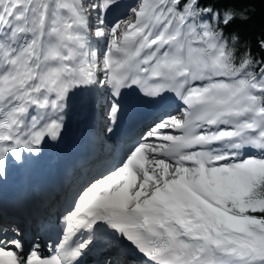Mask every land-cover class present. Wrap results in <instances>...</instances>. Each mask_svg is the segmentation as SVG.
<instances>
[{
    "label": "snow or ice",
    "instance_id": "snow-or-ice-1",
    "mask_svg": "<svg viewBox=\"0 0 264 264\" xmlns=\"http://www.w3.org/2000/svg\"><path fill=\"white\" fill-rule=\"evenodd\" d=\"M119 3L0 0V181L60 139L72 96L108 133L125 92L181 105L80 185L54 255L0 217V264H264V39L237 59L227 31L249 0H136L109 21Z\"/></svg>",
    "mask_w": 264,
    "mask_h": 264
},
{
    "label": "bare ground",
    "instance_id": "bare-ground-1",
    "mask_svg": "<svg viewBox=\"0 0 264 264\" xmlns=\"http://www.w3.org/2000/svg\"><path fill=\"white\" fill-rule=\"evenodd\" d=\"M127 10H129V7H121L116 10L115 16L126 13ZM97 108L100 112L101 117L103 118V121L106 119V109L103 104L97 103ZM101 123V122H100ZM102 126V123L100 124ZM99 131V130H98ZM177 134H179L177 132ZM139 138V137H138ZM99 139L101 141L102 147L98 152V157L94 160V162L90 163L89 165L83 167V169L78 170L73 177V180L69 181L67 183L68 191L67 194H74L76 190L79 188L77 186L78 184H82L85 181L89 180L90 176L93 175L92 173L96 172L99 174L100 172L104 171V169L108 166H110L113 163H116L127 151V143L124 142V145L121 148H117V146L112 143L110 147H108L107 141L105 140V137L103 135V132H99ZM153 143H159V141H150ZM122 155V156H121ZM97 174V175H98ZM96 176V175H95ZM58 213L57 208L53 209V211L48 214L47 216V222H51V224L54 222V216ZM41 220L39 216H36L35 214L28 215L21 224L24 231L23 234L30 233L35 227H39L41 225ZM52 237V234H50ZM49 237V236H48ZM49 237V238H51ZM37 243L39 244L40 249L42 248V239L34 238L29 244Z\"/></svg>",
    "mask_w": 264,
    "mask_h": 264
},
{
    "label": "trees",
    "instance_id": "trees-1",
    "mask_svg": "<svg viewBox=\"0 0 264 264\" xmlns=\"http://www.w3.org/2000/svg\"><path fill=\"white\" fill-rule=\"evenodd\" d=\"M249 2L253 9L251 18L247 21L237 20L227 30L229 33L239 35V43L235 45L237 59L243 55L246 42L254 55H261L258 41L264 39L262 35L264 33V2L262 0H249ZM236 7H241V5L237 4Z\"/></svg>",
    "mask_w": 264,
    "mask_h": 264
},
{
    "label": "rangeland",
    "instance_id": "rangeland-1",
    "mask_svg": "<svg viewBox=\"0 0 264 264\" xmlns=\"http://www.w3.org/2000/svg\"><path fill=\"white\" fill-rule=\"evenodd\" d=\"M136 3V0H120V3H119V6L115 9L112 10V12L110 13L108 19L109 21H115L117 19H120L122 21H134L135 17L131 15V13L129 12V10H127V12L123 13V14H120V15H117L115 16V13H116V10L121 7H131V6H134ZM100 48L102 49L103 48V44L101 43L100 45ZM180 108V107H179ZM172 134V133H171ZM26 247L30 244L28 243H25Z\"/></svg>",
    "mask_w": 264,
    "mask_h": 264
}]
</instances>
